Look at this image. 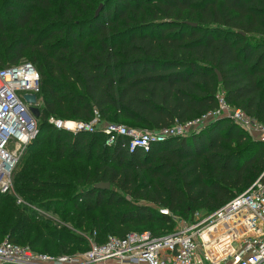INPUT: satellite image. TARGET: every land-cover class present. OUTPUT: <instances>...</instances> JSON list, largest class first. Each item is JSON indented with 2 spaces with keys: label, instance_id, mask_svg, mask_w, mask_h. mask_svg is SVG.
<instances>
[{
  "label": "trees",
  "instance_id": "16d2710c",
  "mask_svg": "<svg viewBox=\"0 0 264 264\" xmlns=\"http://www.w3.org/2000/svg\"><path fill=\"white\" fill-rule=\"evenodd\" d=\"M23 62L40 75L39 135L14 170L16 192L22 200L64 193L69 186L53 177L67 175L50 164L94 163L82 179L68 176L83 187L64 205L83 218L79 227L91 224L98 245L173 226L160 210L190 222L195 213L209 215L264 170V143L226 119L154 143L146 154L121 148L122 139L110 147L100 132L49 122H88L96 112L104 123L159 130L214 110L222 96L264 124V0H0V70ZM41 142L52 151L36 152ZM8 198L0 194V243L53 257L89 250L70 232L37 225L34 233L32 214L13 198L3 204ZM90 211L92 219L82 216ZM71 247L77 251L68 254Z\"/></svg>",
  "mask_w": 264,
  "mask_h": 264
},
{
  "label": "built area",
  "instance_id": "2783aa9c",
  "mask_svg": "<svg viewBox=\"0 0 264 264\" xmlns=\"http://www.w3.org/2000/svg\"><path fill=\"white\" fill-rule=\"evenodd\" d=\"M39 89L40 75L31 64L23 62L0 70V194L9 193L18 160L39 135L37 120L24 100L27 95L37 96ZM220 119L231 121L254 141L264 143V124L230 106L222 96L214 110L159 130L104 123L96 112L88 122H49L71 133L100 132L110 147L122 139L121 148L146 154L154 143L189 136ZM160 213L178 224L174 232L159 237L148 231L124 238L110 236L103 244L91 243L85 253L57 257L4 240L0 264H264V170L245 191L209 215L195 213L190 222L167 210Z\"/></svg>",
  "mask_w": 264,
  "mask_h": 264
},
{
  "label": "rangeland",
  "instance_id": "374dc122",
  "mask_svg": "<svg viewBox=\"0 0 264 264\" xmlns=\"http://www.w3.org/2000/svg\"><path fill=\"white\" fill-rule=\"evenodd\" d=\"M7 37L9 38L8 43H10V41L14 39V38H11L10 35H8ZM1 56L4 61L8 59L4 53H2ZM24 60L27 61L28 59L24 58ZM36 105H40L39 102H37ZM118 123H120V125H123V126L127 125L125 122H122V121H118ZM102 142L103 141H100V143ZM46 145H47L46 142L45 144L44 142H41L39 147H37L36 152L39 150H42L40 149L41 146L44 147L46 152L52 151L53 147L48 146L46 148ZM44 158L45 160H47L45 156L41 157L38 160L44 162ZM20 159L18 160L17 166L20 163ZM93 164L94 163H88L84 160L74 161L68 158L62 160L59 163L50 164V166H53L55 168H58L59 170H62L67 175V177L65 178H62L59 176L53 177V182H60L62 184L69 186L68 191L64 193H58L56 195H53L49 191L45 190L46 193L43 195L27 196L25 197V199L22 200L21 197L16 192V183H15L14 178L12 177L11 189L9 193L4 194V195H7L9 198L4 200L3 204H6L8 201L12 200L13 198L17 206L25 207L28 210L27 213L30 215L32 214V216L36 220V224L33 227L34 233L38 232L37 225L43 226L44 230H50V231H55V232H62V231L70 232L73 235H76V236H79L85 239L88 242V245L90 247L91 243H95V244L98 243L97 241H95V235L93 231L88 230L91 224L87 221V223H85L82 227H79L78 222H80L83 218L80 216H76V214L73 213V210L70 209L71 208L70 205L66 206L64 205V203L66 201L73 200L76 196L75 190L83 187L82 182L75 183V180L73 181L74 177L75 179H78V178L82 179L84 170L86 168H90L91 166H93ZM68 176H72L73 179H71ZM70 186L72 187L70 188ZM73 188H76V189H73ZM18 200H20V203L18 202ZM95 214H96L95 211H90L86 214H83L82 216H86L87 218L92 219ZM177 228H178V224L174 223L173 226L171 225H166L163 227L150 226L149 228L146 229V231L147 230L148 231L152 230L155 232L160 231L162 233L168 234L170 232L175 231ZM108 234L116 235V234H113L112 232H108ZM85 249L87 248H84L83 250ZM53 250H54L53 253L57 252L55 248ZM74 251H77V248L71 247L69 248V251L67 253L71 254V253H74Z\"/></svg>",
  "mask_w": 264,
  "mask_h": 264
},
{
  "label": "water",
  "instance_id": "95a60500",
  "mask_svg": "<svg viewBox=\"0 0 264 264\" xmlns=\"http://www.w3.org/2000/svg\"><path fill=\"white\" fill-rule=\"evenodd\" d=\"M101 8L98 9V11L96 12L99 13ZM218 76V81L221 82V78L219 76V74L217 73ZM25 102L31 106L30 111L32 112L33 116L38 117L39 114V109L37 108V96L35 95H27L24 97ZM95 188L97 189H102V190H109L110 189V185L109 184H99L97 186H95Z\"/></svg>",
  "mask_w": 264,
  "mask_h": 264
},
{
  "label": "crops",
  "instance_id": "0c3cea01",
  "mask_svg": "<svg viewBox=\"0 0 264 264\" xmlns=\"http://www.w3.org/2000/svg\"><path fill=\"white\" fill-rule=\"evenodd\" d=\"M107 264H121L120 262H118V261H110L109 263H107Z\"/></svg>",
  "mask_w": 264,
  "mask_h": 264
}]
</instances>
